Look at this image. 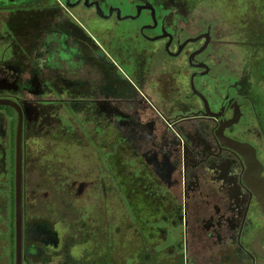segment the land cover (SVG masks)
Segmentation results:
<instances>
[{
  "label": "flooded vegetation",
  "instance_id": "1",
  "mask_svg": "<svg viewBox=\"0 0 264 264\" xmlns=\"http://www.w3.org/2000/svg\"><path fill=\"white\" fill-rule=\"evenodd\" d=\"M184 7L163 0H0V14H24L14 33L7 26L12 18L0 16V101L15 103L23 114L19 250L20 114L0 104V264H74L71 222L61 236L53 208L41 213L39 194L29 182L34 158H40L35 156L38 143L46 134L54 146L63 110L77 116L80 130H87L83 125L90 120L96 134L111 135L116 152L127 129V147L136 151L134 156L143 145L149 181L153 166L159 165L160 200L154 204L163 216L174 213L169 233L176 241L170 255L154 259L156 264H264L255 248L264 251L263 208L245 180L244 157L224 144L252 145L264 178V117L245 83L233 84L231 76L216 73L212 27L192 36ZM88 11L110 30L107 36L92 31ZM34 13L41 15L36 21L28 17ZM151 99H169L172 107L166 112ZM60 129L70 133L65 124ZM54 153L44 166L50 193L56 184ZM57 183L74 192L70 178ZM153 184L148 183V215Z\"/></svg>",
  "mask_w": 264,
  "mask_h": 264
},
{
  "label": "rangeland",
  "instance_id": "2",
  "mask_svg": "<svg viewBox=\"0 0 264 264\" xmlns=\"http://www.w3.org/2000/svg\"><path fill=\"white\" fill-rule=\"evenodd\" d=\"M163 1L169 5L171 1L185 5L183 14L190 21L186 30L192 36L212 27L216 73L219 71L231 76L233 84L245 83L246 93L258 102L264 117V0ZM2 15L8 21L12 18V24L9 22L7 26L12 33L16 32L15 23L24 16L23 12L17 10ZM87 15L93 18L87 22L92 31L101 37L107 36L110 30L102 28L101 22L95 20V12L88 11ZM39 16L34 13L28 17L36 21ZM113 23L107 26L111 28ZM183 85L185 89L190 87L188 80ZM151 100L166 112L172 107L169 99ZM61 117L62 125L57 123L55 126L58 132L54 146L51 145L53 138L46 134L37 142L40 152L35 156L41 159L34 158L29 182L30 188L35 186L39 194L41 213H47L49 207L53 208L54 216L61 224V236L64 235L63 226L71 222L72 262L147 264L150 259V264H153L155 257L159 260L170 255L176 241V236L169 233L174 225V213L167 211L166 218L158 204H154V201L158 203L160 200L157 196L159 165L153 166V179L149 181L143 145L142 151L137 150L140 152L134 156L136 151L127 147V129L123 128L124 132L120 134L121 144L116 152L113 151L112 136L96 134L93 121L88 120L83 125L87 130L83 131L75 123L77 116L63 110ZM63 124L70 128L69 134L60 131ZM29 143L32 144V141ZM54 150L56 184L54 193H50L48 169L44 166L48 165ZM67 178L74 184L72 193L57 186L58 179L63 181ZM154 181L156 184H153ZM148 183L154 185L152 196L155 195L153 203L149 204L150 215L145 210L148 208ZM153 251L155 255H152Z\"/></svg>",
  "mask_w": 264,
  "mask_h": 264
},
{
  "label": "water",
  "instance_id": "3",
  "mask_svg": "<svg viewBox=\"0 0 264 264\" xmlns=\"http://www.w3.org/2000/svg\"><path fill=\"white\" fill-rule=\"evenodd\" d=\"M202 38L203 36H200L196 39L187 41L181 47V49L185 47L188 43L197 42ZM207 45H208V41L195 55L201 54L206 49ZM192 89L193 91H195L194 85ZM199 96L206 103V100L202 97V95L199 94ZM0 104L9 105L17 108L20 114V122L17 133V153H16V210H17V227H18L17 230L18 248L20 250L21 219H22V185H23V114L21 109L11 101H0ZM238 116L239 115H237L235 119L231 121L230 123L231 125L238 122ZM224 144H226L227 146H229L230 148H232L233 150H235L237 153H239L244 157L247 164V173L245 176V180L247 182L248 187L251 189V191L257 198L259 204L263 208V213H264V178L262 177L263 166L257 158V153L255 148L250 144L241 143L233 140L225 141ZM262 236H264V234ZM255 248L258 254L264 257V251H262L258 246H255Z\"/></svg>",
  "mask_w": 264,
  "mask_h": 264
},
{
  "label": "trees",
  "instance_id": "4",
  "mask_svg": "<svg viewBox=\"0 0 264 264\" xmlns=\"http://www.w3.org/2000/svg\"><path fill=\"white\" fill-rule=\"evenodd\" d=\"M155 254H156V253L153 251V252H152V255H155ZM154 257H155V256H154ZM156 258H157V257H155V259H156ZM157 262H158V261L155 260V262H154L153 264H156ZM146 263H147V262H146ZM147 264H150V263H147Z\"/></svg>",
  "mask_w": 264,
  "mask_h": 264
}]
</instances>
